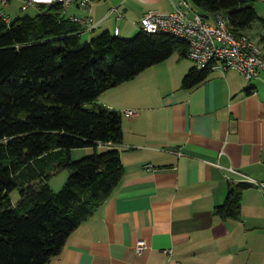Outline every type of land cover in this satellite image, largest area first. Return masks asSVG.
Returning a JSON list of instances; mask_svg holds the SVG:
<instances>
[{"label": "crops", "instance_id": "crops-1", "mask_svg": "<svg viewBox=\"0 0 264 264\" xmlns=\"http://www.w3.org/2000/svg\"><path fill=\"white\" fill-rule=\"evenodd\" d=\"M181 1L97 0L90 10L74 6L69 17L92 20L86 31L97 36L117 29L130 38L146 13H170ZM255 8L264 18V0ZM194 67L176 52L100 97L122 113L123 140L97 151L118 149L124 175L49 264H264V71L252 80L213 71L183 89ZM238 183L253 185L239 219L224 218L216 208ZM139 241L147 245L141 255Z\"/></svg>", "mask_w": 264, "mask_h": 264}, {"label": "trees", "instance_id": "trees-1", "mask_svg": "<svg viewBox=\"0 0 264 264\" xmlns=\"http://www.w3.org/2000/svg\"><path fill=\"white\" fill-rule=\"evenodd\" d=\"M258 1L189 0L205 20L222 13L236 35L252 40L247 32L264 27ZM36 8L37 15L26 13L9 24L0 18V264H49L61 254L125 171L118 149L97 151L99 144L123 140L122 113L100 104V97L176 52L188 57V43L162 31L141 29L132 38L105 32L83 42L86 28L62 4ZM259 43L264 45V36ZM212 72L194 67L181 87L193 89ZM89 147L95 154L72 159L73 150ZM63 170L69 177L54 192L50 181ZM252 185H230L217 214L239 219ZM14 190L20 193L16 204Z\"/></svg>", "mask_w": 264, "mask_h": 264}, {"label": "built area", "instance_id": "built-area-1", "mask_svg": "<svg viewBox=\"0 0 264 264\" xmlns=\"http://www.w3.org/2000/svg\"><path fill=\"white\" fill-rule=\"evenodd\" d=\"M11 0H0V7H8ZM22 9L38 5L60 3L65 11L73 5L84 10H90L97 0H21ZM7 24L12 20L0 12ZM72 21L80 23L86 30L92 31L95 24L90 19L71 17ZM214 24L208 23L199 13L194 11L189 2L182 0L174 10L167 14L149 11L141 20V27L148 33L162 31L185 40L188 43V58L199 70L209 68L212 71L225 73L235 70L242 73L247 80L256 79L259 71H264V50L247 36L236 35L228 25L224 14L214 15ZM119 31L116 29L115 35ZM135 110L126 112L127 117H134ZM230 171L234 172L233 169ZM147 249L144 241H139L135 253L141 255Z\"/></svg>", "mask_w": 264, "mask_h": 264}, {"label": "rangeland", "instance_id": "rangeland-1", "mask_svg": "<svg viewBox=\"0 0 264 264\" xmlns=\"http://www.w3.org/2000/svg\"><path fill=\"white\" fill-rule=\"evenodd\" d=\"M186 1H188V0H186ZM23 5L24 4L21 0H11L8 7H0V12H2L6 17H10L12 19H15L19 16H22L26 13H28L32 16H35L39 13V9L36 7H29L26 11H24L22 9ZM74 6L75 5L70 7V10L68 12H66V15L68 17L70 15V11L71 12L73 11L72 9L74 8ZM214 23L215 22L213 21L211 24H214ZM256 25L252 30H250L247 33L249 35H251L258 44H260L259 43V41H260L259 36H260V33L264 35V30H263V32H261V28H262L261 24H256ZM263 35H261V36H263ZM96 36H97V34L95 32L89 33L88 31H84L81 35V40L83 42L89 41ZM130 38H132V37H130ZM260 45H261L262 49L264 50V45H262V44H260ZM87 151L89 152V154L86 153ZM98 153H102V151H98ZM93 154H95L94 147L75 149L72 151V159L76 161V160H79L83 157L90 156ZM68 177H69V171L68 170H63V171L59 172L58 174H56L55 176H53V178L50 181V185H51L52 189L54 190V192L60 191V189L63 187V185L67 181ZM10 197H11L12 202L14 204H16L17 201L20 199L19 191L18 190L12 191L10 194Z\"/></svg>", "mask_w": 264, "mask_h": 264}]
</instances>
